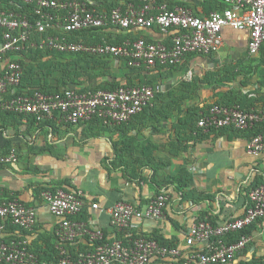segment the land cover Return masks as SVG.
Wrapping results in <instances>:
<instances>
[{
    "label": "crops",
    "instance_id": "1",
    "mask_svg": "<svg viewBox=\"0 0 264 264\" xmlns=\"http://www.w3.org/2000/svg\"><path fill=\"white\" fill-rule=\"evenodd\" d=\"M88 1L101 11L112 4L121 11L137 9L141 5L140 0ZM7 5L19 9L14 1L0 0L1 7ZM162 6L173 10L187 9L197 17H204L210 9L207 0H160V3L154 0L150 13H157ZM176 32H163L156 27H108L104 33L113 43L142 40L169 46ZM222 38V46L216 53L186 55L172 68L128 67L124 58L98 56L101 57L98 68L102 72H97L93 80L84 81L80 86L70 85L68 89L78 92L81 88L106 82L126 85L131 79L128 75L135 73L132 77L134 84L148 82L159 87L151 103L154 108L125 124H99L92 122L93 119L70 124L57 114L38 123L33 117L26 119L28 115L20 119L0 113V157L12 151L16 156L14 163L0 166V199L18 200L35 209L37 217L33 228L26 231L0 219V243L23 240L40 251L46 248V244L55 243L60 221L48 211L40 191L61 189L81 193L84 207L73 221L100 229L103 242L119 240L124 243L133 234L150 237L156 233L165 241L176 244L180 250L178 258H166L165 263L174 259L175 262L178 259L185 262L195 253L210 251L217 240L215 237L189 247L186 245L191 226L204 217L215 227L241 216L248 206L246 194L251 190L250 186L259 181L264 185V152L251 156L246 151L251 131L234 128L203 131L196 128L192 132L184 128L185 122L190 124L192 121L187 115L189 109L201 110L214 105L225 100L220 96L231 91L243 97L239 105L243 111L262 106L259 104V87L264 79V66L259 67L260 50L255 56L248 54L246 31L226 28ZM29 49L36 48L33 45ZM41 51L42 60L51 57L52 54L46 52H56ZM28 55L22 59L24 70L36 65L37 56ZM20 58L21 55L7 54L0 61V75L10 60ZM225 68L231 69L225 77L236 76L234 81L211 87L200 83L209 73H218L222 77ZM60 76V73L51 76L49 85L54 87ZM40 77L33 74L23 86L37 87ZM16 92V88H8L2 96L8 99ZM154 165L157 166L156 173L151 167ZM181 171L189 175V180L183 190H177L169 179L179 176ZM158 191L167 195L162 218L133 220L127 230L111 227L110 210L117 202L141 210ZM92 204H97V209H92ZM225 237H222L223 241ZM247 237L250 241L246 247L227 264H264V221L254 222L247 229ZM65 249L70 256H75L91 251L93 245L86 234L80 233L65 245ZM158 262L152 258L149 264Z\"/></svg>",
    "mask_w": 264,
    "mask_h": 264
},
{
    "label": "built area",
    "instance_id": "2",
    "mask_svg": "<svg viewBox=\"0 0 264 264\" xmlns=\"http://www.w3.org/2000/svg\"><path fill=\"white\" fill-rule=\"evenodd\" d=\"M23 4H35L32 20L26 14L0 7V61L8 53L19 55L29 47L60 53L112 56L126 59L128 67L144 66L146 69L168 67L178 64L186 54H212L222 46L224 29L246 31L247 52L258 54L264 43V0H218L225 9L210 12L207 16H194L189 10L178 8L169 10L159 7L157 13L150 10L154 0H143L137 9L121 11L119 8L109 13L98 12L85 0H13ZM17 5V4H16ZM19 8V7H18ZM53 9L54 13L44 12ZM239 11V13L236 12ZM103 27L120 29L158 28L163 32L176 30L171 44L145 43L142 40L119 45L102 43L90 44L72 42L70 35ZM190 76V73H189ZM22 77V67L17 60H10L0 75V111L19 115H33L37 121L57 114L64 122L78 124L98 118L103 124L121 125L129 122L143 109L151 105L156 86H120L113 91L80 93L66 89L60 94L47 96L35 92L29 96H13L4 99L8 88H16ZM264 121V105L256 110L243 111L239 107L213 105L197 122L203 130L234 128L250 130ZM246 151L251 156L264 152V133L249 138ZM16 161L15 153L0 157V166ZM48 211L59 219L55 232L56 248L60 256L57 264H149L152 258H178L180 250L159 246L155 241L137 236L129 245L119 240L103 242V235L97 227L83 226L72 220L80 214L84 201L80 192L54 191L45 189L40 194ZM248 206L244 213L213 227L207 221H198L191 226L186 245L208 241L215 237V244L208 252L191 255L185 264H227L242 251L250 238L241 236L233 243H225L222 237L239 232L254 222L264 219V185L249 190L246 194ZM167 195L155 196L144 209L125 202H117L110 210V225L117 230H127L133 220H157L163 217ZM97 209V204L91 205ZM0 219L11 225L30 230L36 224L35 209L26 207L18 200L0 199ZM84 233L89 241L97 244L91 251L79 253L72 258L65 245ZM0 264H37V258L28 250L27 241L0 243Z\"/></svg>",
    "mask_w": 264,
    "mask_h": 264
},
{
    "label": "trees",
    "instance_id": "3",
    "mask_svg": "<svg viewBox=\"0 0 264 264\" xmlns=\"http://www.w3.org/2000/svg\"><path fill=\"white\" fill-rule=\"evenodd\" d=\"M3 1H13V0H3ZM87 3L90 5L88 0ZM141 1V5L140 7L143 5V0ZM160 3V0H157ZM206 1V0H205ZM207 2H209L210 5V9L209 12L207 13V15L212 12V11H216V10H223L225 9V5L218 1V0H207ZM17 6L19 7L18 11L17 9L12 6V5H7L6 7H4L6 10H13V11H17L20 12L21 14H26L30 20L34 19V18H39L38 15L35 14V9H36V5L35 4H23L21 2H16ZM156 5H158V3H156ZM91 7H93V5H90ZM1 7V6H0ZM98 12L101 13H109L111 10L118 8L117 5L112 4V5H108L105 10L101 11L99 9H97V7H94ZM167 9H169L166 6ZM169 10H173V9H169ZM44 12H48V13H54L55 11L53 9H45L43 10ZM205 15V16H207ZM108 27H103V28H98V29H92V30H86L84 32H80V33H75L73 35H70L68 37L69 41L72 42H84V43H90V44H102V43H111V44H122L121 41H114L111 42L106 36L105 33L106 29ZM120 29V28H119ZM135 41V40H134ZM133 42V41H131ZM29 49L28 48L21 52L19 55H21L20 59H16L17 62L21 65L22 67V77H21V81L19 83V85L16 87V94L15 96H29L32 95L35 92H40L43 93L47 96H52V95H56V94H60L62 91L68 89V87L70 85H75V86H80L84 81H91L93 80V78L95 77V75H97V72H102L100 68H98V66L101 65V57H98L97 55H88V54H63V53H56V52H46L47 54H52L51 57L49 59L46 60H42V51L40 49ZM28 54H33L36 55V59L34 60L36 62V65H30L27 66L24 70V64L22 59L26 58L27 56L29 57ZM194 55L197 53H190V54H186V55ZM8 55H15L12 53H8ZM185 55V56H186ZM184 56V57H185ZM183 57V58H184ZM33 58V57H31ZM30 58V59H31ZM34 59V58H33ZM61 59H63L64 61H61ZM60 60V61H58ZM178 64L174 65V66H168L166 68H172L177 66ZM264 66V43L260 48V55H259V67ZM140 68H136V70H138ZM231 69L230 68H225L223 69V73H222V77H220V74L218 73H214V74H207L204 79L200 82L202 84H206L208 86H212V85H222V84H226L229 82H232L236 79V76L234 77L233 75H231L229 78H226L225 75L227 72H229ZM234 71V70H233ZM24 72V74H23ZM225 72V73H224ZM55 73H60L61 76L59 78L56 79L57 84L53 87L51 85H49V79L51 78V76H53ZM34 74L37 76H41L40 78V84L37 87H29L27 88L26 83H28V80L31 79V76ZM136 74V73H135ZM128 75L131 79H129L126 83V85H118L116 83H109L106 82L105 84H99L97 86H89L88 88H81L78 92L80 93H87V92H97V91H113L116 88L120 87V86H124V87H133V86H141V85H146V86H155L153 83H148V82H139L138 84H134L132 77L134 78V75ZM237 76H239V73H237ZM261 88L263 89L261 91ZM23 89H29L27 91H23ZM157 94L155 93V96ZM13 97V96H12ZM11 96L8 98H12ZM223 97L225 100L223 101H217L216 103H214V105H218V106H224V107H239L241 100L243 99V97L238 96L237 93H234L233 91L220 96ZM259 104L264 105V79L262 80V82L260 83V87H259ZM153 105H148L143 109L144 113L146 110L150 109V108H154ZM213 105H207L205 106L203 109L201 110H197V109H189L188 110V118L192 121L189 122H185L184 128L188 129L189 131L195 130L197 127V122L200 119V117L205 114L207 112V110L212 107ZM240 108V107H239ZM241 109V108H240ZM252 110V109H251ZM250 111V110H248ZM1 114L4 115H11L14 117H18L20 119L24 118L23 115H19L17 113H12V112H3L0 111ZM141 113V114H142ZM138 114V115H141ZM136 115V116H138ZM134 116V117H136ZM30 117H33L34 121H37L35 116H25V118L29 119ZM133 117V118H134ZM132 118V119H133ZM131 119V120H132ZM92 122L95 123H99L101 124L102 121L98 118L93 119ZM40 123V121L38 122ZM228 128H224V129H229ZM200 129V128H198ZM203 130V129H200ZM211 130V129H209ZM205 131V130H203ZM247 131H251V136H254L256 134H260V133H264V121H262V123H258L255 124L250 130ZM163 165V164H162ZM154 170V172L156 173L157 171V166H151ZM155 176V174H154ZM153 176V178H154ZM189 180V175L185 172V171H181L179 176L177 177H171L169 179V182L171 184H175L177 187V190H183L186 186H187V182ZM155 181V180H154ZM261 182L259 181V183H254L253 185L250 186V189L256 188L258 186H261ZM41 194V191H40ZM160 193L159 191L157 192V194L155 196H158ZM78 216V215H77ZM74 217H72L73 220ZM264 221V219H261ZM201 221H207L205 220V217L202 218ZM260 221V220H259ZM213 223V222H212ZM252 225V224H251ZM250 225V226H251ZM249 226V227H250ZM245 228L239 232L235 233H231L226 235L225 237V243H233L236 242L237 240L240 239L241 236H247V229L249 228ZM24 230V229H21ZM26 231V230H25ZM137 236L135 234H133L127 242H122L124 245H129L131 244V242L136 238ZM146 237V236H145ZM146 239L148 240H152L155 241L159 246L162 247H167V248H177L176 244L170 243L168 241H165L161 236L157 235L156 233L152 234L150 237H146ZM4 242V241H3ZM94 247L97 244H93L91 243ZM42 249V248H41ZM28 250L34 254L37 258V264H57L60 253L59 250L56 248V243L53 244H46V248L42 249L40 251L36 249V247L33 246V248L28 245ZM70 255V254H69ZM72 254V258H75V256ZM157 259L159 262L155 263V264H185V262L183 260H177V262H175L174 260H172L171 262H163L164 259Z\"/></svg>",
    "mask_w": 264,
    "mask_h": 264
}]
</instances>
